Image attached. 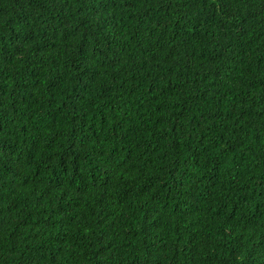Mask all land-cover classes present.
I'll list each match as a JSON object with an SVG mask.
<instances>
[{"label":"trees","instance_id":"trees-1","mask_svg":"<svg viewBox=\"0 0 264 264\" xmlns=\"http://www.w3.org/2000/svg\"><path fill=\"white\" fill-rule=\"evenodd\" d=\"M0 264H264V0H0Z\"/></svg>","mask_w":264,"mask_h":264}]
</instances>
